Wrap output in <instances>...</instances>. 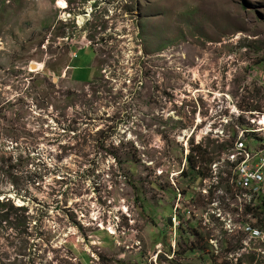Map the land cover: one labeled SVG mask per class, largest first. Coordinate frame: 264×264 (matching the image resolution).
Listing matches in <instances>:
<instances>
[{
  "label": "rangeland",
  "instance_id": "374dc122",
  "mask_svg": "<svg viewBox=\"0 0 264 264\" xmlns=\"http://www.w3.org/2000/svg\"><path fill=\"white\" fill-rule=\"evenodd\" d=\"M256 138L264 0H0V264H264Z\"/></svg>",
  "mask_w": 264,
  "mask_h": 264
},
{
  "label": "built area",
  "instance_id": "2783aa9c",
  "mask_svg": "<svg viewBox=\"0 0 264 264\" xmlns=\"http://www.w3.org/2000/svg\"><path fill=\"white\" fill-rule=\"evenodd\" d=\"M248 134L250 131L245 133V135ZM242 139L238 141L236 139L237 142L226 155L224 162L228 164L230 183L235 189L234 197L239 201L237 204L240 207L236 205L243 211L255 206H264V139L256 138L255 141L258 144L254 148L247 146ZM212 189L208 187L209 191ZM230 203L231 201H228V204ZM213 205L212 208L215 207V204ZM246 230L255 237L262 234L261 230L250 226Z\"/></svg>",
  "mask_w": 264,
  "mask_h": 264
},
{
  "label": "trees",
  "instance_id": "16d2710c",
  "mask_svg": "<svg viewBox=\"0 0 264 264\" xmlns=\"http://www.w3.org/2000/svg\"><path fill=\"white\" fill-rule=\"evenodd\" d=\"M196 173V171H195V169H194V167L193 166H191L189 169H188V171L185 173V176H188V178L190 179V180H194L195 178H194V174ZM197 174L198 175H201V174H199L198 172H197Z\"/></svg>",
  "mask_w": 264,
  "mask_h": 264
},
{
  "label": "bare ground",
  "instance_id": "6f19581e",
  "mask_svg": "<svg viewBox=\"0 0 264 264\" xmlns=\"http://www.w3.org/2000/svg\"><path fill=\"white\" fill-rule=\"evenodd\" d=\"M218 181V180H217Z\"/></svg>",
  "mask_w": 264,
  "mask_h": 264
},
{
  "label": "water",
  "instance_id": "95a60500",
  "mask_svg": "<svg viewBox=\"0 0 264 264\" xmlns=\"http://www.w3.org/2000/svg\"><path fill=\"white\" fill-rule=\"evenodd\" d=\"M169 222V221H168Z\"/></svg>",
  "mask_w": 264,
  "mask_h": 264
}]
</instances>
